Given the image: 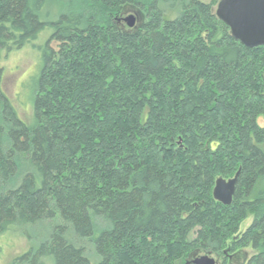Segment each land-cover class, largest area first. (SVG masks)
<instances>
[{
	"label": "trees",
	"instance_id": "16d2710c",
	"mask_svg": "<svg viewBox=\"0 0 264 264\" xmlns=\"http://www.w3.org/2000/svg\"><path fill=\"white\" fill-rule=\"evenodd\" d=\"M49 1L0 0V56L52 30L31 126L0 90V235L34 241L12 264H93L90 251L190 264L246 248L244 264H264V47L233 38L219 0H65L43 22ZM239 170L231 205L217 203L215 181Z\"/></svg>",
	"mask_w": 264,
	"mask_h": 264
},
{
	"label": "rangeland",
	"instance_id": "374dc122",
	"mask_svg": "<svg viewBox=\"0 0 264 264\" xmlns=\"http://www.w3.org/2000/svg\"><path fill=\"white\" fill-rule=\"evenodd\" d=\"M199 1L205 4L213 2V0ZM178 4L174 7H171L172 4L165 6V17L167 19H172L179 14ZM216 6L214 9H216ZM64 9L65 0H50L40 12V20L43 22H53ZM130 17H133V26H138L143 20L141 14L135 11V9L129 10L123 16V20H127ZM51 34L52 30L47 28L39 34L36 40L26 44L23 48L11 52H3L0 56V90L7 96L20 120L28 126L33 124V90L39 74V49L43 48ZM51 46L56 48L55 43H52ZM257 125L264 128V119L262 117L258 118ZM260 188L264 190V182L260 184ZM251 222L252 217L244 220L239 227L238 235L244 233L251 225ZM31 242L34 241L31 240ZM31 242L16 231L0 235V264H12L16 258L25 254L33 246ZM227 245L230 246L229 242ZM203 255L206 254L199 256ZM251 255L252 250L250 248L239 250L233 255L229 253L227 257L211 254L216 264H244ZM87 257L91 263L98 264V259L92 251L87 253Z\"/></svg>",
	"mask_w": 264,
	"mask_h": 264
},
{
	"label": "water",
	"instance_id": "95a60500",
	"mask_svg": "<svg viewBox=\"0 0 264 264\" xmlns=\"http://www.w3.org/2000/svg\"><path fill=\"white\" fill-rule=\"evenodd\" d=\"M215 15L244 47H264V0H219ZM123 22L129 28L134 27L133 17ZM239 173L240 170L232 179L215 181L212 196L217 203L231 205ZM191 264H216V261L211 254H206L195 257Z\"/></svg>",
	"mask_w": 264,
	"mask_h": 264
}]
</instances>
